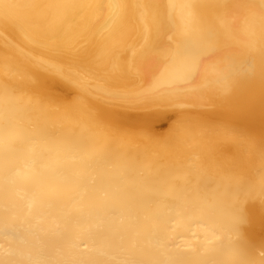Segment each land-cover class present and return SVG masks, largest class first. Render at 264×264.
I'll return each mask as SVG.
<instances>
[{
  "label": "bare ground",
  "instance_id": "obj_1",
  "mask_svg": "<svg viewBox=\"0 0 264 264\" xmlns=\"http://www.w3.org/2000/svg\"><path fill=\"white\" fill-rule=\"evenodd\" d=\"M0 264H264V0H0Z\"/></svg>",
  "mask_w": 264,
  "mask_h": 264
}]
</instances>
